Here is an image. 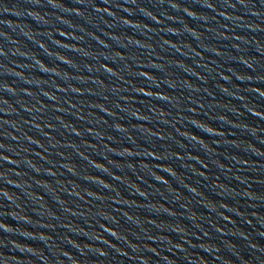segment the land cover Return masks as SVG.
I'll return each instance as SVG.
<instances>
[{"label": "water", "instance_id": "obj_1", "mask_svg": "<svg viewBox=\"0 0 264 264\" xmlns=\"http://www.w3.org/2000/svg\"><path fill=\"white\" fill-rule=\"evenodd\" d=\"M0 163L28 264H264V0H0Z\"/></svg>", "mask_w": 264, "mask_h": 264}]
</instances>
